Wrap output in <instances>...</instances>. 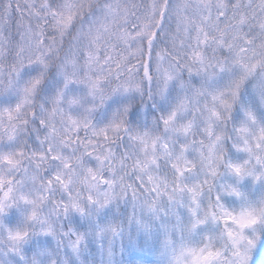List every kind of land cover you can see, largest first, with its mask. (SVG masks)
<instances>
[{"label": "snow or ice", "instance_id": "6c2138e0", "mask_svg": "<svg viewBox=\"0 0 264 264\" xmlns=\"http://www.w3.org/2000/svg\"><path fill=\"white\" fill-rule=\"evenodd\" d=\"M120 203L157 264H264V0H0V264Z\"/></svg>", "mask_w": 264, "mask_h": 264}, {"label": "trees", "instance_id": "16d2710c", "mask_svg": "<svg viewBox=\"0 0 264 264\" xmlns=\"http://www.w3.org/2000/svg\"><path fill=\"white\" fill-rule=\"evenodd\" d=\"M151 110L152 109L150 108L141 110V122H144L145 120L148 122L151 121L152 117L147 115V113ZM134 214L138 218L142 217V214L138 210L133 209L131 204L120 203L118 206L114 205L110 210H105L99 216H95L93 220H83L77 216L74 221L72 219H68L62 220L61 223L65 228L69 226L75 228L77 224L83 225V227L79 228V231L81 232H95L98 224L105 225L109 222H119L124 225L126 232L122 240L118 239L114 244L108 238L100 240L95 236L90 237L88 240V247L81 257L84 264H107L104 256L106 251H109L110 253L114 252V260L116 264H150L151 261L154 262L153 258L148 259L143 256L139 257L136 252H129L126 246L128 239L132 240L133 244H136V249L144 242L142 239L143 234L137 232L135 225H132L131 227L129 226V221ZM143 218L145 220L147 219L146 217ZM47 239L52 241V248L55 249L56 241L52 240L51 237H48ZM147 245L151 247L154 246L155 252L157 247L161 246L159 221L156 222L153 229V235L149 238ZM61 252H63V249H61ZM257 259H261L260 254L257 255Z\"/></svg>", "mask_w": 264, "mask_h": 264}, {"label": "rangeland", "instance_id": "374dc122", "mask_svg": "<svg viewBox=\"0 0 264 264\" xmlns=\"http://www.w3.org/2000/svg\"><path fill=\"white\" fill-rule=\"evenodd\" d=\"M142 239L144 242L137 249L135 248L136 244L135 243L133 244V241L128 239V242L126 245L128 251L129 252H136L139 257L143 256V257H146L148 259L153 258L154 262L151 261L150 264H157L158 259L163 260L161 246H158L156 249V252H155L154 246L151 247V246L147 245L149 238H147L143 235ZM258 255H259V253H258ZM104 256H105V260H106L107 264H113L114 257L111 255V253L109 251H106ZM260 258L264 259V256L260 255ZM115 264H116V262H115Z\"/></svg>", "mask_w": 264, "mask_h": 264}]
</instances>
